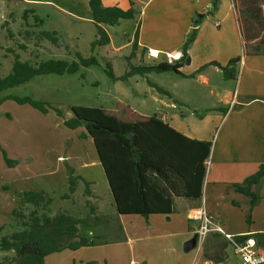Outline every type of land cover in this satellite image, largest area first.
I'll return each instance as SVG.
<instances>
[{"label":"rangeland","instance_id":"rangeland-1","mask_svg":"<svg viewBox=\"0 0 264 264\" xmlns=\"http://www.w3.org/2000/svg\"><path fill=\"white\" fill-rule=\"evenodd\" d=\"M28 8L30 7L21 0H0V77L10 72L15 54H18L21 60L36 65L40 60L48 58L77 60L74 53L79 52L84 57L95 56L98 64L81 68L80 71L84 72L83 77L80 73L37 75L23 84L4 90L0 95H28L34 99L44 100L61 110L65 118L72 116L71 106L82 105L113 110L116 109L118 102L133 106L138 110H134L138 114L145 112L160 116L164 111L170 116V113H175L186 116L184 122L188 125H206L208 135L212 134L210 141L213 147L217 132L212 133L213 128L209 131L210 122L199 124L198 116L205 114V107H209L214 100L211 98L205 101L195 95L198 92L195 90L205 91L197 81H191L190 87H186L182 84L184 81L175 77V73L171 71H152L143 75L133 74L122 80H113L105 73L107 62L111 64L116 77L124 75L130 65H143L140 64L139 57L134 58V54L130 56L131 47L119 52L98 46L91 50L90 43L95 37L93 24L71 19L54 9H49L42 24V20L35 19L36 15ZM42 31L55 32L53 36L57 40L56 43L41 35ZM159 57L165 59V56ZM158 59L147 57L145 64H157ZM173 78L178 81L179 88L184 87L182 94L191 96V102L169 108L153 100L151 94L156 93V96H161L168 103L167 96L160 95L151 84L167 91L173 87ZM193 103H199L200 108H194ZM83 130L81 127L75 129L65 127L62 118L51 109L42 113L29 104H18L13 100L0 103V183L7 182L19 187L34 184L42 187L40 190L52 198V201L45 203L43 208L38 207L39 213L44 212L53 216L64 212L79 220L77 227L81 235L88 237L100 235L95 237L98 242L96 245L84 247L79 251L65 249L49 254L45 257L44 264H82L87 261H94L96 264H126L130 259L136 264H141L146 259L150 264H187L191 255L200 262L203 259V246L200 250L197 245L188 250L184 249L188 239L183 234L187 230V222L181 214L170 215V222L165 219L167 215L150 216L147 219L138 214L119 215L108 191L98 192L96 197L98 200L90 198L91 193L88 195L84 193L85 185L81 180L69 198H62L64 194L69 193L65 163L74 168V174L79 175L75 166H78L79 157H84L83 138H80ZM87 144L94 154L93 144L90 141ZM3 153L17 163L8 166ZM24 157L26 158L22 159ZM86 159L84 157V160ZM209 164L210 158L207 169ZM91 169L88 167L85 174L93 181L92 186L88 182V189L99 191L104 186L103 172L98 175L90 171ZM46 170L50 173L45 174ZM44 177L48 179L49 186L46 185ZM263 190L264 186L259 189L261 195H264ZM232 206L238 215L242 205L239 203V206L233 204ZM246 208L243 209L244 219ZM33 209L34 206L31 205L21 207L25 215ZM259 211L264 213V205ZM252 218L251 212V223ZM216 219L218 220L217 217ZM251 223L246 224L250 226ZM0 227L2 228L0 236L24 228L20 219L5 215L0 216ZM223 229L227 232L224 227ZM217 238L219 241L223 240L222 236ZM225 247L229 259L224 264H239V257L234 253L232 245L228 242ZM14 256L13 251L0 250V264H14ZM79 259L81 263L77 261Z\"/></svg>","mask_w":264,"mask_h":264},{"label":"crops","instance_id":"crops-1","mask_svg":"<svg viewBox=\"0 0 264 264\" xmlns=\"http://www.w3.org/2000/svg\"><path fill=\"white\" fill-rule=\"evenodd\" d=\"M21 1L30 7L28 9L33 15L42 20V24L47 18L49 9H54L71 19L92 24L88 0ZM101 2L104 7L116 5L128 9L131 6L130 0H101ZM132 2L133 8L137 11L134 17L121 19L114 26L104 25L109 43L98 47L105 49L107 47L112 52L131 47L134 31L139 25L134 58L139 57V62L143 65H147L145 64L147 57L159 58L158 62L165 60L173 62L181 56L182 46L193 28V22L197 15L201 14L195 37L187 49L188 62L180 67V74L175 73V77L184 81L182 84L186 87H190L191 81H197L202 85L205 91L195 90L198 91L195 93L198 98L205 101L213 98L214 102L208 105L209 107H205L206 113H202L198 118L199 124L210 122L209 131L213 128L212 133L217 132L209 155L210 164L209 168H206L201 197L198 199L175 197L171 213H154L148 217L167 215L165 219L170 222V215L181 214L187 222V230L183 232L188 238L187 242L194 238L190 246L185 248L184 245L185 250L197 245L194 225L188 219V214L199 206H204L208 213L216 216L227 233L234 237L245 233L264 232V213L259 211L264 205V195L259 204L253 207V222L248 226L243 216V209L248 207L246 198L232 187L233 183L242 181L264 163V0H132ZM160 55L165 56V59L160 58ZM233 58H239L235 76L224 79L221 69L214 64L226 66ZM192 73L194 76L188 77ZM174 79H172V89L167 90L170 94L166 95L168 103L161 96H156V93L151 94L154 101L169 108L191 102V96L182 94L184 87L179 88L178 81ZM193 106L200 108L199 103H193ZM129 108L138 111L133 106ZM140 114L151 116V113ZM157 117L189 138L210 141L212 137V134L208 135L205 129L206 125L185 123L186 116L175 113H170L168 116L163 111ZM88 141L93 144L89 135L82 139V153L87 161L84 157H79L78 166L75 167L77 173L92 186V179L85 175L87 168H92L90 171L98 175L103 169L96 150L93 154L88 147ZM47 173L50 171L46 170L45 174ZM44 178L46 185L49 186L48 179ZM80 183L81 181L78 185ZM102 183L104 186L102 185L103 188L99 191L90 189V198L98 200L96 198L98 192L108 191L111 194L105 175L102 176ZM41 188L34 184L19 187L1 182L0 216L12 218L11 211L19 205L18 192ZM110 200H113L112 195ZM233 200L242 205L238 215L234 212L231 203ZM219 236L221 235L209 234L202 245L203 259L197 262L191 255L187 264L228 262L226 247L218 255L214 253L215 240H218ZM223 241L227 240L223 238L221 242ZM83 248L71 251H79ZM77 261L82 262L80 259ZM126 264H136V262L130 259ZM141 264H150V262L146 259Z\"/></svg>","mask_w":264,"mask_h":264},{"label":"trees","instance_id":"trees-1","mask_svg":"<svg viewBox=\"0 0 264 264\" xmlns=\"http://www.w3.org/2000/svg\"><path fill=\"white\" fill-rule=\"evenodd\" d=\"M130 5L128 9H122L116 5L104 7L101 0H88L91 22L95 27V38L90 43L91 50L96 46L109 43V36L104 25L114 26L121 19L134 17L137 11L133 8L132 0ZM201 17L202 15L198 14L194 20L193 28L182 46L181 56L176 61H160L154 65L132 66L129 64L128 71L120 77L114 75L111 64L107 62L105 73L113 80H122L133 74L143 75L152 71H171L180 74V67L188 62L187 49L195 37ZM34 18L40 20L37 16ZM54 33L42 31L41 35L55 44L57 40L53 36ZM138 33L139 25L133 34L130 56L134 54L137 47ZM74 55L77 60L48 58L32 65L15 54L10 72L0 77V93L23 84L37 75L80 73L83 77L84 72L80 71L81 68L98 64L93 55L84 57L79 52H75ZM130 56L127 58L129 59ZM238 61L239 58H233L226 66L214 65L221 69L224 79H230L235 76ZM193 76L192 73L188 77ZM151 86L161 94L170 95L159 86L153 84ZM5 100L29 104L42 113L51 109L62 118L65 127L84 128L80 138H85L87 135L92 138L118 214H138L147 219L150 214L171 213L175 197L190 199L201 197L206 173L205 163L211 152V141L189 138L156 115L138 114L120 102L113 110L82 105L71 106L72 116L65 118L58 108L28 95H0V103ZM3 158L8 166L17 163L4 153ZM65 168L69 193L64 194L62 198H69L74 193L79 180L85 185L84 193L90 194L88 181L74 174V168L67 163ZM263 186L264 163H261L254 173L246 176L242 181L232 184L233 189L246 198L247 224L251 223L253 207L262 198L259 189ZM17 196L19 206L13 209L10 215L12 218L20 219L24 228L9 235L0 236V250L13 251L14 264H44V257L48 254L64 249L76 250L98 243L95 240L96 236L88 237L79 233L77 227L79 220L76 217L64 212L53 216L44 212L39 213L38 207L43 208L45 203L52 201V198L48 197L44 191L26 190L19 192ZM231 203L239 206L237 201L233 200ZM25 205L34 206L28 215L21 210V207ZM1 229L0 227V231ZM247 237H253L256 245L264 250V232L245 233L234 238L242 241ZM227 243L228 241L215 240L214 253L218 255ZM82 264L96 263L87 261Z\"/></svg>","mask_w":264,"mask_h":264},{"label":"built area","instance_id":"built-area-1","mask_svg":"<svg viewBox=\"0 0 264 264\" xmlns=\"http://www.w3.org/2000/svg\"><path fill=\"white\" fill-rule=\"evenodd\" d=\"M207 163L208 161L205 163L206 166ZM188 219L194 225L198 250L201 249L209 234H219L232 245L234 253L239 257L240 264H264V250L256 245L253 237L237 241L234 236L224 231L221 224L207 212L204 206L192 209L188 214Z\"/></svg>","mask_w":264,"mask_h":264},{"label":"water","instance_id":"water-1","mask_svg":"<svg viewBox=\"0 0 264 264\" xmlns=\"http://www.w3.org/2000/svg\"><path fill=\"white\" fill-rule=\"evenodd\" d=\"M193 241H194V238H193V240H190L189 242H187L185 244V248H187L188 246H190L193 243Z\"/></svg>","mask_w":264,"mask_h":264}]
</instances>
